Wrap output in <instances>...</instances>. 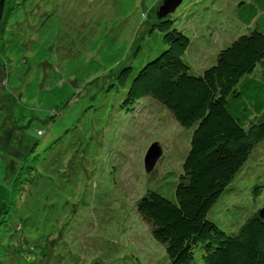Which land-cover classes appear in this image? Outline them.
<instances>
[{
	"label": "rangeland",
	"instance_id": "obj_1",
	"mask_svg": "<svg viewBox=\"0 0 264 264\" xmlns=\"http://www.w3.org/2000/svg\"><path fill=\"white\" fill-rule=\"evenodd\" d=\"M163 1L6 2L12 12L0 38V63L8 61L0 91V264L167 263L134 203L147 188L170 195L192 129L147 98L122 106L131 73L163 43L154 26ZM234 5L183 0L171 13L191 38L183 57L192 72L211 64L206 52L224 45L232 28L220 20ZM124 66L131 68L119 77ZM154 142L161 154L148 171L144 156ZM20 181L21 195L13 190ZM229 188L208 217L235 231L264 206V140ZM30 245L35 250L27 252ZM200 256L196 249L197 263Z\"/></svg>",
	"mask_w": 264,
	"mask_h": 264
},
{
	"label": "trees",
	"instance_id": "obj_2",
	"mask_svg": "<svg viewBox=\"0 0 264 264\" xmlns=\"http://www.w3.org/2000/svg\"><path fill=\"white\" fill-rule=\"evenodd\" d=\"M9 1L0 19V38L12 12L6 7ZM222 15L227 18H219L220 23L232 28L228 38L215 53L206 52L211 64L195 73L183 57L191 44L184 26L172 14L160 17L154 23L162 32L160 49L131 73L122 90V106L147 98L192 129L170 195L147 188L134 203L153 238L164 245L166 264H264V214L259 215L264 206L251 211L235 231L208 217L264 140V0H235ZM7 64L0 63L3 80ZM130 68L122 67L118 76ZM20 185L13 188L19 195L25 193L26 181ZM196 249L201 263L195 261ZM34 250L27 247V252Z\"/></svg>",
	"mask_w": 264,
	"mask_h": 264
},
{
	"label": "water",
	"instance_id": "obj_3",
	"mask_svg": "<svg viewBox=\"0 0 264 264\" xmlns=\"http://www.w3.org/2000/svg\"><path fill=\"white\" fill-rule=\"evenodd\" d=\"M182 1L183 0H164L162 4L159 6L158 17L160 18L173 13L176 10V8L182 3ZM3 2L4 0H0V19L2 16ZM2 86H3V74L0 71V91L2 90ZM160 154H161V148L158 145V143L154 142L153 144H151L144 156V167L146 168V170L150 171L154 167V164L156 160L159 158ZM263 214H264V209H261L259 211V215L263 216Z\"/></svg>",
	"mask_w": 264,
	"mask_h": 264
}]
</instances>
